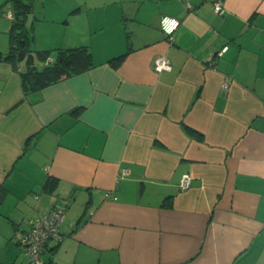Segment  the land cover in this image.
<instances>
[{"label":"crops","instance_id":"1","mask_svg":"<svg viewBox=\"0 0 264 264\" xmlns=\"http://www.w3.org/2000/svg\"><path fill=\"white\" fill-rule=\"evenodd\" d=\"M38 2L30 49L87 46L94 66L25 92L0 10V264H29L56 203L44 264H264V0Z\"/></svg>","mask_w":264,"mask_h":264},{"label":"trees","instance_id":"2","mask_svg":"<svg viewBox=\"0 0 264 264\" xmlns=\"http://www.w3.org/2000/svg\"><path fill=\"white\" fill-rule=\"evenodd\" d=\"M32 0H10L13 17L11 19L10 46L3 56L13 64L25 60L27 66L21 71L22 87L25 92L41 89L47 85L58 82L69 76L79 74L94 66L91 50L87 46H76L67 48H54L49 50H31L30 35L26 29V17L31 12ZM47 64L38 68L34 66V57ZM51 56L50 60L48 59ZM125 53L109 62L118 65ZM78 111V109H76Z\"/></svg>","mask_w":264,"mask_h":264},{"label":"built area","instance_id":"3","mask_svg":"<svg viewBox=\"0 0 264 264\" xmlns=\"http://www.w3.org/2000/svg\"><path fill=\"white\" fill-rule=\"evenodd\" d=\"M187 5L189 6V3ZM213 8L216 13L222 14L224 12L222 0H214ZM3 14L9 19L13 17L11 11L4 12ZM159 25L166 35L168 42L171 43L173 34L180 25V20L171 15H163L160 17ZM170 69L169 58L165 54H158L154 59V70L162 72ZM221 86L224 90L228 88L229 83L227 78L222 82ZM188 184L189 175L185 174L181 179L180 187L185 188ZM66 206L63 203H56L48 212L41 213L30 219V228L21 240L29 256V264H44L41 258L42 248L49 239H59V226L63 220Z\"/></svg>","mask_w":264,"mask_h":264},{"label":"rangeland","instance_id":"4","mask_svg":"<svg viewBox=\"0 0 264 264\" xmlns=\"http://www.w3.org/2000/svg\"><path fill=\"white\" fill-rule=\"evenodd\" d=\"M6 0H0V10H1V13L3 12H7L9 9H10V3H5ZM39 0H35V5H38V2ZM37 3V4H36ZM36 9H34V15H38V11H40L41 7L39 6H35Z\"/></svg>","mask_w":264,"mask_h":264}]
</instances>
